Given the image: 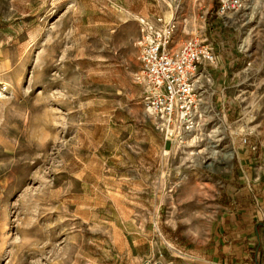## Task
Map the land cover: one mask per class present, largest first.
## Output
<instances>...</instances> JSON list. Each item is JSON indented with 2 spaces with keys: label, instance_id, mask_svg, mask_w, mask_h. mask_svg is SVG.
Wrapping results in <instances>:
<instances>
[{
  "label": "rangeland",
  "instance_id": "obj_1",
  "mask_svg": "<svg viewBox=\"0 0 264 264\" xmlns=\"http://www.w3.org/2000/svg\"><path fill=\"white\" fill-rule=\"evenodd\" d=\"M176 4L0 0V264H206L227 216H264V0ZM169 15L175 46L216 55L182 138L153 128L133 80L139 18Z\"/></svg>",
  "mask_w": 264,
  "mask_h": 264
},
{
  "label": "built area",
  "instance_id": "obj_2",
  "mask_svg": "<svg viewBox=\"0 0 264 264\" xmlns=\"http://www.w3.org/2000/svg\"><path fill=\"white\" fill-rule=\"evenodd\" d=\"M219 2V12H223L235 0ZM177 24L174 19L139 18L140 66L133 80L141 89L140 101L153 128L166 137L182 138L199 123L202 90L209 79V68L216 63V55L212 46L197 36L175 46ZM240 141L247 144L248 138L242 134Z\"/></svg>",
  "mask_w": 264,
  "mask_h": 264
},
{
  "label": "crops",
  "instance_id": "obj_3",
  "mask_svg": "<svg viewBox=\"0 0 264 264\" xmlns=\"http://www.w3.org/2000/svg\"><path fill=\"white\" fill-rule=\"evenodd\" d=\"M138 96L140 98L141 90ZM262 185L263 183L259 184L257 189L261 190ZM261 191L263 192V189ZM262 200L264 202V199ZM245 209L247 210V208L242 209L241 214L235 211L231 216L225 218L228 228L230 225L233 226V234L228 237L229 240L226 241V245L214 250L213 253H218L219 257H212L206 264H218L216 261H219L222 256L223 259L221 261L223 264H264V237L259 240L258 238L260 237L256 233L257 225L264 226V216L261 217L260 215L256 219L252 218L247 215ZM251 230H253V233ZM196 258L185 253L183 256L186 264H203L197 261Z\"/></svg>",
  "mask_w": 264,
  "mask_h": 264
},
{
  "label": "bare ground",
  "instance_id": "obj_4",
  "mask_svg": "<svg viewBox=\"0 0 264 264\" xmlns=\"http://www.w3.org/2000/svg\"><path fill=\"white\" fill-rule=\"evenodd\" d=\"M165 1H167V5L168 6H171V8L173 9V8H177L178 6V4H176V0H165ZM178 1V0H177ZM172 11V10H171ZM174 11H175V9H174ZM172 14V13H171ZM168 19L170 20V19H174V17H173V15L171 16V15H169V17H168ZM246 45H245V42H243L242 44H241V47L242 48H244ZM202 92L204 93V90H202ZM221 121H222V119H221ZM222 123L223 122H221V125H222ZM198 125L197 124H195L194 126H192V129H194V128H196ZM221 130V129H220ZM213 131L215 132H220L219 131V127H217V126H214L213 127ZM211 152V154H216L217 153V151L216 150H212V151H210ZM231 157H232V149L231 148H226V149H222L221 150V155H220V157H219V163H224V161H228L229 159H231ZM208 167H211V166H213L214 165V163L213 162H208L207 164H206Z\"/></svg>",
  "mask_w": 264,
  "mask_h": 264
},
{
  "label": "trees",
  "instance_id": "obj_5",
  "mask_svg": "<svg viewBox=\"0 0 264 264\" xmlns=\"http://www.w3.org/2000/svg\"><path fill=\"white\" fill-rule=\"evenodd\" d=\"M218 5V4H217Z\"/></svg>",
  "mask_w": 264,
  "mask_h": 264
}]
</instances>
